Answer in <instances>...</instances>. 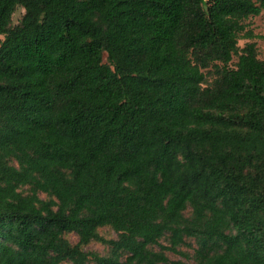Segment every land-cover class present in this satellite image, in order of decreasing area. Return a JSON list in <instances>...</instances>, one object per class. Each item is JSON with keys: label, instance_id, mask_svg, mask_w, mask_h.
<instances>
[{"label": "trees", "instance_id": "16d2710c", "mask_svg": "<svg viewBox=\"0 0 264 264\" xmlns=\"http://www.w3.org/2000/svg\"><path fill=\"white\" fill-rule=\"evenodd\" d=\"M263 12L0 0V264H264Z\"/></svg>", "mask_w": 264, "mask_h": 264}, {"label": "rangeland", "instance_id": "374dc122", "mask_svg": "<svg viewBox=\"0 0 264 264\" xmlns=\"http://www.w3.org/2000/svg\"><path fill=\"white\" fill-rule=\"evenodd\" d=\"M25 11L22 8H19L17 12L13 16V26H17L20 23V20L24 16ZM247 26V31H252L253 35L255 36L252 40H240L239 47L244 48L248 43H255L257 45V52L258 58L260 60H264V12L254 18H250L245 22ZM4 38L0 37V41ZM106 60V56H104V61ZM238 63V59L234 58L233 62L231 63L230 67L235 68L236 64ZM212 79H208V84H211ZM41 198L46 199L45 195H41ZM99 234L106 240H117L118 235L111 229V228H101L99 229ZM66 238L72 243L76 244L78 239L75 235H67ZM161 244L164 246H168V242L164 239L161 241ZM197 248V244L194 240H186V245L178 248V253H171L168 252L167 256L172 262H185L187 264H194V252ZM156 250H159V247H155ZM85 251L89 253L98 254L100 256H108L110 253V247L105 246L100 243H91L89 246L85 247ZM94 264V263H90Z\"/></svg>", "mask_w": 264, "mask_h": 264}]
</instances>
